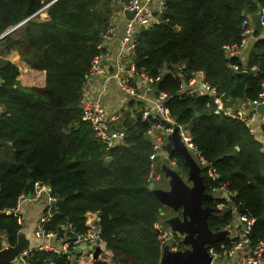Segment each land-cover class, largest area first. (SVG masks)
I'll list each match as a JSON object with an SVG mask.
<instances>
[{
	"label": "trees",
	"instance_id": "16d2710c",
	"mask_svg": "<svg viewBox=\"0 0 264 264\" xmlns=\"http://www.w3.org/2000/svg\"><path fill=\"white\" fill-rule=\"evenodd\" d=\"M127 1L0 0V33L28 18L0 39V232L8 244L15 243L21 225L4 210L14 207L38 181L56 198L45 228L59 236L66 233L67 224L84 231L85 213L97 212L112 260L90 264H160L164 243L155 224L167 227L158 219L167 207L148 188V123L125 120L126 145L106 149L83 118L79 103L92 58L105 53L97 48L100 35L114 9ZM48 2V16L40 19L38 11ZM260 7L264 0H165L161 21L140 30L132 57L137 69L159 76L152 87L166 93L168 114L188 128L217 180L232 193L225 210L208 216L209 227L227 228L234 211L252 217L250 245L264 240V151L240 119L217 112L207 95H185L179 85L201 71L226 103L239 79L231 67L237 64L238 71H254L245 81L244 101L256 99L264 88V38L254 42L245 65L240 57L227 56L224 46L240 41L241 21ZM14 50L22 64L45 72L43 86L19 82V68L7 56ZM170 159L186 173L181 155L173 152ZM200 174L208 192L213 182L204 168ZM169 246L183 247L177 239ZM210 246L222 251L231 241L225 236ZM78 255L73 246L67 253L33 250L27 261L77 264Z\"/></svg>",
	"mask_w": 264,
	"mask_h": 264
},
{
	"label": "built area",
	"instance_id": "2783aa9c",
	"mask_svg": "<svg viewBox=\"0 0 264 264\" xmlns=\"http://www.w3.org/2000/svg\"><path fill=\"white\" fill-rule=\"evenodd\" d=\"M50 2L43 5L40 11L45 10L46 6ZM122 8H127L133 11L132 18H126L125 26L120 38L119 51L116 56V65L113 70L105 68L102 64L103 54L95 55L89 67L88 79L83 84L79 103L82 109L83 118L89 122L91 129L95 135L98 136L105 144L106 149L115 147H122L126 145L125 127L123 125L126 119V111L119 107L110 108L103 101V90L98 91L95 94L90 88V81L96 77L114 78L121 93L128 98L140 101L141 105H137L133 112L134 115L142 122L148 123V127L145 131L146 135L151 136L150 145L152 147L149 157L151 159V170L148 174V178L151 181L159 179V174L154 169V158L163 151L162 145L169 141V135L175 126H178L180 139L185 147L191 152H194L197 157V163L200 167L206 170L208 177L212 180V185L209 187V193L213 195V199H218L216 206L221 210H225V204L230 200L232 193L229 191L227 185L217 180V173L214 168L204 159L200 151L192 142V138L188 132V128L184 125L178 124L168 114L165 107L166 93L156 92L153 87L159 80V76L153 77L148 75L142 70L136 68L132 62V57L135 54L136 47L138 45V36L141 29H146L152 26L154 23L161 21V16L165 9V0H128L122 3ZM259 20L264 27V7H260ZM28 19V18H27ZM27 19H23L13 26L8 27L6 30L0 33V39L6 34L22 27ZM241 33L240 41L225 45V53L227 56L241 57L242 51L245 47L246 40L252 34V27L248 18H244L240 24ZM116 35V25L113 21L107 26V28L100 35V42L97 45L99 49H105L107 44ZM19 68V76L26 73L29 68L20 63L17 65ZM233 70L238 71V65L231 66ZM195 75L200 79H194ZM92 78V79H91ZM107 79H103L105 81ZM141 83L149 86L154 95L149 98L146 95L147 90L140 91L137 84ZM180 91L185 95L199 96L207 95L212 98L213 103L216 105V111H221L227 116H234L240 119L249 129L254 140H256L264 151V115L260 119L256 118L254 105L264 103V88L258 93L256 99L243 103L238 109L231 111L223 107L222 95L217 92L214 85L206 81L201 71L196 72L187 82H180ZM149 88V89H150ZM2 111L0 107V112ZM174 160H171L173 163ZM31 198L36 202H43L42 210L35 222L33 236L36 240L35 244L26 250L19 253L16 259L11 264H29L27 256L30 251L33 250H45L56 253H67L71 246L75 247L79 251L81 247L87 245L88 253L86 260L89 263L95 261L93 254L98 250V259L102 262H110L112 253L107 248L106 243L100 235L99 216L97 212L85 213V225L86 229L82 232L75 231L70 224H67V231L64 235L59 236L56 232L48 230L45 225L50 221L54 210L52 204L56 198L50 194L49 186L47 184L35 181L33 183V189L30 192ZM26 200V195L21 194L14 207L4 210L5 213L11 214L16 217L17 223L22 226L23 217L21 214V204ZM239 215L238 223H231L230 227H227L228 234L226 237L230 239L231 246L228 249L223 248L222 251H218L214 246H209L208 251L212 256L210 264L218 263V259L227 257H238L242 264H259L264 257V240H260L257 243L250 245V239L248 237L254 218ZM155 227L159 229V238L162 243H169L166 241V237L169 234L167 227L162 224H155ZM1 247L6 245L5 238H0ZM220 247H224L222 244ZM171 248H176L171 247ZM78 255V256H79ZM78 256L74 262L78 263Z\"/></svg>",
	"mask_w": 264,
	"mask_h": 264
},
{
	"label": "water",
	"instance_id": "95a60500",
	"mask_svg": "<svg viewBox=\"0 0 264 264\" xmlns=\"http://www.w3.org/2000/svg\"><path fill=\"white\" fill-rule=\"evenodd\" d=\"M122 11L125 18H132L133 11L127 8H122ZM249 18L253 31L259 32L264 29L258 12L251 13ZM252 74V71L245 69L235 72L239 79L229 90L231 98L245 100V81ZM254 109L256 118L260 119L264 115V103L254 105ZM162 148L168 157L173 152L181 155L187 165V171L182 174V168L178 167L175 161L170 165L162 163L160 169L166 179L167 188L155 187L154 181L148 185L162 206L167 207L170 213H174L164 220L169 230L166 241L177 239L183 246L182 248H170L169 243H165L161 250L160 264H210L212 259L208 251L210 244L221 240L228 234L227 228L212 230L208 225V216L212 213H219L221 209L217 206L203 204L213 199V195L205 190L200 174L201 167L181 141L178 126L173 128L169 141H166ZM159 157L157 155L154 160ZM107 160L109 161L110 157H107ZM26 197L30 198L31 193L28 192ZM160 213L163 214L162 211ZM34 244L25 227L21 226L16 234L15 243L13 245L6 243L5 246L0 247V264L13 262L21 251L31 248ZM93 259L102 262L98 259V250L94 252Z\"/></svg>",
	"mask_w": 264,
	"mask_h": 264
},
{
	"label": "crops",
	"instance_id": "0c3cea01",
	"mask_svg": "<svg viewBox=\"0 0 264 264\" xmlns=\"http://www.w3.org/2000/svg\"><path fill=\"white\" fill-rule=\"evenodd\" d=\"M122 12L123 11L120 10V15L117 13H114V17H113L114 22L113 23H115V25H116V35L107 44V46L105 48V53L103 54V57H102L103 66L109 70H113L115 68L116 56L118 54L119 46H120V38H121L123 29L125 26V22H126V18L124 17ZM37 15L40 17V19H46L48 16L46 10L40 11ZM249 15L250 14H247V18L249 19L250 26L252 27V34L246 40L245 47H244L242 54H241V57H240V61H241L242 65L246 64L248 55H249L250 51L252 50L254 42L259 37L264 38V29H262L259 32L253 31V25H252V22L249 18ZM8 59H10V61L15 63L16 65L20 64L19 63V55L15 50L10 52V57H8ZM252 72L254 74V71H252ZM202 75H203V73H202ZM20 78L25 79L29 82L32 81L31 83L34 82V83L38 84V86H43L44 82H45V72L42 70H34V69L29 68V70L26 73H24L18 77V79H20ZM103 79H107V80L103 81ZM113 79L114 78H103V77L93 78L90 81V88L93 91H95V94L98 93V91L103 90V101L110 108L119 107L121 109H124L127 113L125 120L127 121L130 118H131V120H134L137 117L134 115L133 110L137 105H141V102L130 99L126 95L121 93L118 85L116 84V81ZM194 79L198 80V79H200V77L195 75ZM137 87L140 91L147 90L146 95H148L150 99L155 94L154 91L147 85L138 83ZM244 102H245L244 100H241L239 98H231L230 97L229 99H227V102L225 103L222 99L223 107L228 109V110H231V111H234V110L238 109L239 107H241ZM255 114H256V111H255ZM126 121H125V123H126ZM144 135L146 136L145 133H144ZM42 206H43V202H41V201L36 202L31 197L30 198L26 197V200L23 201V203L21 204V214L23 217L22 226L25 227V229L28 232V236L34 241V243L36 242V240L33 236L34 225H35V222H36V220H37V218H38V216L42 210ZM233 213L236 214V217L233 218L234 221L232 223L236 224V223H238L239 215H238V213H236V211H234ZM87 250H88L87 245H84L81 247L80 255L77 258L79 264H90L88 261H85L86 260L85 257L88 253ZM217 264H242V262H240L238 257L233 256V257H226L223 259L219 258ZM259 264H264V257Z\"/></svg>",
	"mask_w": 264,
	"mask_h": 264
},
{
	"label": "rangeland",
	"instance_id": "374dc122",
	"mask_svg": "<svg viewBox=\"0 0 264 264\" xmlns=\"http://www.w3.org/2000/svg\"><path fill=\"white\" fill-rule=\"evenodd\" d=\"M120 10H121V5L120 6H118V7H116L115 9H114V11H115V13H117V14H119L120 15ZM114 17V16H113ZM111 21H113V18H112V20ZM114 22V21H113ZM8 57H10V54L9 55H7ZM19 63H21V61L19 60ZM19 80V82L22 84V85H27V86H38V84H36V83H31L32 81H27V80H25V79H22V78H20V79H18ZM246 102V101H245ZM244 102V103H245ZM147 136V138L149 139V141L151 142V136H149V135H146ZM191 155H192V157L196 160V162H198L197 161V157H196V154L194 153V152H191ZM162 163H166V164H168V165H170V157H168V155L164 152V150L163 151H161L160 152V157H159V159H157V160H154V169H155V171L159 174V179H157V180H155L154 181V184H155V187H160V188H164V189H166L167 188V182H166V179L164 178V174H163V172L161 171V169H160V165L162 164ZM182 174H184V173H182ZM185 179V178H184ZM151 182V181H150ZM172 215V213H170V211L168 210V208L166 209H164V212H163V215H161V213H160V215H159V217H158V219L160 220V222H162V223H164V220L167 218V217H169V216H171ZM236 217V214H234L233 213V218H235ZM233 218H232V222L234 221L233 220ZM231 222V223H232ZM165 224V223H164ZM228 227H230V226H228ZM0 238H5L4 237V234L2 233V232H0ZM227 256H223V257H221V259H223V258H226ZM111 260H112V256H111Z\"/></svg>",
	"mask_w": 264,
	"mask_h": 264
},
{
	"label": "flooded vegetation",
	"instance_id": "af4514ba",
	"mask_svg": "<svg viewBox=\"0 0 264 264\" xmlns=\"http://www.w3.org/2000/svg\"><path fill=\"white\" fill-rule=\"evenodd\" d=\"M170 163H171V159H170ZM201 170H202V168H201ZM211 200H212V199H211ZM205 203H206V202H203V204H204V205H206V204H207V203H206V204H205Z\"/></svg>",
	"mask_w": 264,
	"mask_h": 264
}]
</instances>
